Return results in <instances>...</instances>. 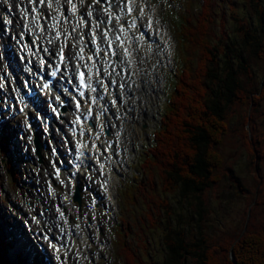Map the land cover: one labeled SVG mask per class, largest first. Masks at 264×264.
Returning <instances> with one entry per match:
<instances>
[{
  "label": "rangeland",
  "instance_id": "obj_1",
  "mask_svg": "<svg viewBox=\"0 0 264 264\" xmlns=\"http://www.w3.org/2000/svg\"><path fill=\"white\" fill-rule=\"evenodd\" d=\"M12 1L0 0V235L10 243L11 249L8 250L10 255L7 256L12 261L18 258L20 264L30 263L26 252L16 256L15 249L17 251L20 249L16 248V243L19 237H23L35 252L33 264H47L43 262V255L38 252L36 245L30 239L33 236L31 230L41 238L43 233L59 234V226L52 229L45 223L42 227L37 224V218L43 216L41 214L43 210H47L49 213L53 212L48 217L55 220V214L65 209L71 224L82 226L83 242H86L87 249L84 259L80 257L77 249L72 253L71 251L63 253L64 263L60 262V257L52 249L51 260L53 259L54 264H122L121 261L115 260L112 247L111 227L119 222L123 228H132L133 234L138 231V234L144 235L146 243L149 244L151 258L160 262L165 255V250L160 244L162 234L161 230L156 232L157 228H153L145 215L147 208L145 191L140 189L137 191L136 204L129 209L124 192L132 179V173L140 166L137 158H143V151L158 126L164 108V95L168 93L164 85L167 87L169 79L173 76L174 59L178 52L174 25L179 23V13L195 19L203 0H136L135 4L144 14L145 21L147 22L148 17L152 16L155 18L157 32L158 28L163 29V31L159 30V33L165 36L161 44L169 47L166 60L160 52L164 47L157 51H153L152 48L143 49V53L148 55L150 61L146 74L154 72L156 75V81H149L154 83L155 89L152 92L141 93L138 98L133 99L134 117L130 124H125L123 159L114 162L116 170L111 189L104 190V180L107 177L103 173L87 172L73 188L69 187V190L66 185H57L58 196H51L47 187L55 168L52 156L48 152L50 139L44 140L47 135L45 132H40L43 146L41 163L33 153L32 133L25 131V117H18L14 111L5 112L8 102L22 88L23 75L15 68L18 64L15 53L16 42L23 24L19 21L16 25H12L10 21L13 15L11 13L14 12ZM104 1L99 0L98 3H94V0L88 2L83 0L82 3L86 13L90 10L101 13L106 8ZM118 1L120 4L123 2V0ZM218 1L217 9L224 14L225 28L229 33L231 32V37L235 39L236 46L241 50L253 72L251 81L247 75L244 77V86L248 89L260 90L264 86L262 85L264 15L262 20H257V13L249 5V0ZM66 2L68 1L65 0V5ZM261 3L264 7V0H261ZM234 16L251 20L252 29L257 32L263 44L260 57L253 46L243 44V34L236 29ZM142 26L144 27L145 23ZM148 60L144 61L148 63ZM142 79L148 83L147 76L144 75ZM260 94L255 95L258 97L255 101L250 96L243 102L236 100L226 108L228 130L220 146L224 159L219 172L220 180L205 190L199 199L168 196L171 205L169 210L173 215L172 224H179L184 229L186 238L194 242L200 236L199 223L202 236L206 237L208 242L222 240L232 243L230 247L232 260L233 247H236L237 241L246 230L264 231V92ZM68 113L67 111V115ZM115 132L116 128L111 131L110 137L113 138ZM3 138L6 139L5 142ZM13 170H18L20 176L15 178ZM140 178L145 180L144 176L133 180L140 183L138 180ZM236 182L245 190H241ZM76 185L81 191L83 185H87L89 190L82 191L81 205L73 202L70 207L67 205L66 196L67 193L70 194L69 199L72 203L71 194ZM94 200H98L99 205L92 206ZM147 201H150V198ZM134 242L136 243V240ZM211 247L217 249L215 246ZM193 259L195 258L191 257L186 261L191 264Z\"/></svg>",
  "mask_w": 264,
  "mask_h": 264
},
{
  "label": "trees",
  "instance_id": "obj_2",
  "mask_svg": "<svg viewBox=\"0 0 264 264\" xmlns=\"http://www.w3.org/2000/svg\"><path fill=\"white\" fill-rule=\"evenodd\" d=\"M218 2L203 0L195 19L179 14V23L175 25L177 61L170 91L151 144L139 162L138 171L145 180H131L124 192L129 209L136 204L137 191H145V215L157 233L161 230L164 258L160 262L151 258L145 236L138 231L133 234L132 228H123L119 223L113 236L115 257L122 264H188L191 257L195 258L191 264H264V231L246 230L233 247L232 260V243L208 242L199 223L200 236L191 242L179 224H172L169 210V195L199 199L220 180L224 164L220 146L228 130L226 108L250 96L255 101V95L264 92V86L260 90L244 86V77L247 75L251 81L253 72L225 28ZM249 5L255 9L257 20H262L261 0H249ZM234 19L236 29L243 34V44L253 46L260 57L263 44L252 29L251 20L238 16ZM5 245L0 238V247ZM0 264L11 263L0 254Z\"/></svg>",
  "mask_w": 264,
  "mask_h": 264
},
{
  "label": "bare ground",
  "instance_id": "obj_3",
  "mask_svg": "<svg viewBox=\"0 0 264 264\" xmlns=\"http://www.w3.org/2000/svg\"><path fill=\"white\" fill-rule=\"evenodd\" d=\"M39 1L40 0H38V2ZM85 1L88 2V0H85ZM46 2H49L50 4H52L53 7H45L43 5V6H41L39 8V11H40L41 14H45L46 16L50 15L49 18H51V19H49V20H50V22L52 24L54 22H60L61 23L60 27L57 28V31L62 33V36L64 37V41H65V46L67 44H69V49H71V51L73 53L76 52L78 54H81V53H83V52H81V49H83V51H86L87 55H89L88 57H91V54H94V58L97 59L98 63H102L105 56H108L109 59L113 58V60L115 62H114L112 71H114V72L116 71V73H113L112 75L114 76L115 80L117 79L118 81L125 82V84H126V93H128L130 91L129 94L136 95L135 97L139 96L138 93L140 92L139 89H140L141 84H137L138 77H143L145 75V76H147L148 80H155L156 79L155 78L156 75H154L152 73H149L152 76L146 74L147 62L144 61V58H143L144 53L143 54L142 53L139 54L137 52V50L139 49L137 45L135 47H133L134 44H135V38L133 36V33L134 32L136 33V30H133V29L131 30L128 27H121V26H123V24L126 21H130L129 23H132L133 21H135V18L140 16L139 15V11H137L136 7L134 8V11L131 14H128V13H125V12H117L116 10L113 11V14L114 13L120 14L121 15V19L118 20L117 18H114L112 26H105L104 22L102 21V17L101 16H102L103 13L104 14L108 13V15H109L110 12H105L104 10H102L101 13H97L94 10H90L92 15L89 16V15H87V13H84V11H85L84 4L81 2V0H76V1L73 0L72 4L76 5L77 11L74 12V13L72 11H70L68 14H66V12H67V10H70L71 8L68 9L66 6H64L65 0H46ZM12 4L15 7L16 6V0H13ZM118 4H119V1L116 2V0H111V2H110L111 6L114 7V5H115L116 8H118L120 10V7H119ZM21 5H23V4H21ZM37 7H39V5H37ZM24 8L25 7L23 5V9ZM16 10L17 9L15 8L16 18L20 19L19 13H17L18 11H16ZM35 17L39 19L40 15L37 13ZM81 17L83 19H81ZM53 18H55V19H53ZM68 18H72L71 21L74 23V26H75V31L74 32L70 31V29H69V25H68V22H67L69 20ZM78 19H81V22L77 23ZM107 19H109V18H107ZM130 19H133V20H130ZM144 20H146V19L143 16H141L140 22H144ZM148 20H150L149 22H147L148 24L152 23V22H154V24H155V18L154 17L150 16V17H148ZM29 24H30L29 25L30 27H33V24H32V22L30 20H29ZM97 24L99 25L98 27H97ZM125 24H127V23H125ZM45 28L49 30V29L52 28V26H50L49 24H46ZM116 28H121V30L125 31L128 34V40H126L124 45H119V52L118 53H117V51H118V47H117L115 52L113 54H111L108 51V49H107L105 38H109L110 39L111 36H112L113 30L116 29ZM139 28L141 30H143L142 29V24H140ZM90 29L94 31V37H97L96 35H98L99 38H100V43L99 44H101V49H102V51L100 53H98L94 49L93 45L90 44L88 38H86L85 41L82 44H80L79 42H77L75 40L76 38H78L80 40L81 37H85L86 36L85 33H88ZM159 29L160 28H158V30ZM103 30H104V32H103ZM137 30H138V28H137ZM155 30H156V28L154 26H153V28L150 31L145 30L143 32V36L140 37V40L143 39V37L152 36L153 33L155 32ZM84 31H85V33H84ZM155 35L156 34H154L152 37H155ZM152 39H154V38H152ZM49 40H50V42H48L47 45H46V48H48L47 52L50 51L51 53H54V52L58 51L59 48L57 46L56 41L54 40V36L50 37ZM155 42H156L157 46H153L152 48L157 50V48L159 49L161 47H164V50L163 51L160 50V52L163 55L164 60H166L165 57H166V54L169 51V47L167 45L163 46L161 44V38L159 40L156 39ZM22 43H23V41H22ZM24 43L26 45H28L27 41L26 42L24 41ZM149 47H151V46H149L148 43H146L143 48L147 49ZM125 49H130L129 54H124ZM28 58H29L30 63L34 62V59L32 57H26V62H27ZM124 60H126V63L124 62ZM80 61H81L80 58H76L74 60V63H78ZM116 62H119L125 69L117 71V63ZM131 63H132V65H130ZM123 71H127L128 72V75H127L128 78H126V76L123 75ZM69 78H70V72L68 71V75H67V79H66V81L68 83H69ZM131 87H133V88L131 89ZM104 89H106V88L104 87ZM101 91L104 92L102 90V88H101ZM115 91L116 92L109 90V93L114 95V97H119L120 95L122 96V95L125 94V92L124 91L122 92L120 89H115ZM152 91H154V86L148 84V87L147 88L144 87V90L142 92L148 93V92H152ZM51 97L54 100L57 99V97H58L57 92L56 91H52ZM38 98H39L40 101L42 100L41 96H39ZM28 104L29 103L26 104V108L28 107ZM115 108H116V110L111 108V112L115 111L116 113L122 114L123 116H126L128 114L127 112H131V110L128 111L127 108H125L124 110L120 109V107L118 105ZM45 110L47 112L50 111V110H47V108ZM103 123L104 122H101L100 124L103 126ZM37 127H38V125L35 124V126L33 128L37 129ZM83 128H86L85 125L83 126ZM112 128H113V124L110 123L109 126H108V129H112ZM90 131H91L90 132L91 135H96L97 134V137L101 138V142L103 143V145L106 146L107 137L104 136L102 130L98 129L97 122H95V121L93 122V127L90 128ZM52 135H53V133H52ZM101 135H102V137H101ZM122 139H123V136L121 138H119V141H122ZM112 157H113V161H112ZM120 158L121 157L119 155H114L113 152L110 151L109 155H108V161L110 162V165L109 164H107V165H102L101 164L102 165V172L104 174L108 172L109 175H112L113 172H115V169L113 168V162L117 161ZM98 161L100 163L102 162L101 159H99ZM87 164H91V160L90 159H88L85 163H83V165H87ZM89 169H91V167H88V170ZM59 178L62 179V177H59ZM52 180H53V177H52ZM64 181L66 182V185H68V184L74 185L76 179L74 178V180L73 179L70 180L69 178H67V179H64ZM55 194H56V192H55ZM60 215H64V213H61ZM38 221H40L43 224L42 226H44V224L47 221V219H44L42 217V218H38ZM48 224L52 228V227L56 226L57 222L49 220ZM64 226L67 227V228H72L69 225V222H68L67 219H65ZM75 231H76V236H77V230H75ZM78 238H79V236H77V237H75L73 239V241H75V246L74 247H76L78 249V252L81 253L83 251V249L81 248L80 245H77V243H76ZM81 238L83 239V237H81ZM18 241L22 242L23 244L27 243L25 238L23 239L22 237H19ZM53 243L57 247L58 250L63 251V252L64 251H69V249L66 248L67 246H64L63 242H61L60 240H56ZM85 246H87V245L85 244Z\"/></svg>",
  "mask_w": 264,
  "mask_h": 264
},
{
  "label": "snow or ice",
  "instance_id": "obj_4",
  "mask_svg": "<svg viewBox=\"0 0 264 264\" xmlns=\"http://www.w3.org/2000/svg\"><path fill=\"white\" fill-rule=\"evenodd\" d=\"M40 2L43 4V3H44V0H40ZM81 2H83V0H81ZM98 2H99V0H94V3H98ZM69 3H71V0H69ZM132 3H133V0H128V4H129V8H128V10H129V11L132 10V8L130 7V5H131ZM49 6H51V5H49ZM71 11H72L73 13L77 11V7H76L75 4H72V6H71ZM104 11L107 12V9H104ZM87 15L91 16L92 13H91V12H88ZM53 19H55V18H53ZM81 19H83V18L81 17ZM117 19H119V17H117ZM98 26H99V25L97 24V27H98ZM121 27H123V26H121ZM97 49H98V46H97ZM82 51H83V49H81V52H82ZM80 59L83 60L84 57H83L82 55H80ZM89 59H91V57H89ZM53 74H55V73H53ZM80 75H81V83H84V74L81 73ZM85 87H88V85L85 84ZM93 90H94V89H93ZM81 95H83V93H81ZM93 102H94V101H93ZM77 103H78V102H77Z\"/></svg>",
  "mask_w": 264,
  "mask_h": 264
},
{
  "label": "water",
  "instance_id": "obj_5",
  "mask_svg": "<svg viewBox=\"0 0 264 264\" xmlns=\"http://www.w3.org/2000/svg\"><path fill=\"white\" fill-rule=\"evenodd\" d=\"M76 199L80 201V194H79V191L77 192L76 194ZM237 264V263H236Z\"/></svg>",
  "mask_w": 264,
  "mask_h": 264
}]
</instances>
